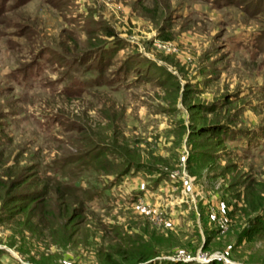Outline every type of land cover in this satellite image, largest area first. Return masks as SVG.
Masks as SVG:
<instances>
[{
	"label": "rangeland",
	"instance_id": "rangeland-1",
	"mask_svg": "<svg viewBox=\"0 0 264 264\" xmlns=\"http://www.w3.org/2000/svg\"><path fill=\"white\" fill-rule=\"evenodd\" d=\"M236 2L219 8L211 0L2 3L0 264H107L105 254L129 264L123 250L132 243L157 255L150 264H264V234L246 238L256 217L242 211L247 186L264 182V148L235 154L212 135L191 131L199 125L191 121L194 106L208 124L264 127V53L254 55L252 47L257 30L264 31V0ZM113 38L126 45L109 72L137 54L126 82H143L64 94L72 76L86 73L70 60ZM44 48L60 60L51 58L36 79L7 78ZM159 74L169 82L159 84ZM56 113L69 118L60 130L47 126ZM89 132L107 149L100 159L79 158ZM119 152L135 155L138 171L119 165ZM198 152L212 162L196 159ZM72 155L61 175L38 169ZM54 179L82 192L55 191ZM92 188L100 193L90 203ZM32 193L62 198L50 209L53 217L42 214L41 204L28 217L10 211L9 202ZM66 205L80 215L63 231Z\"/></svg>",
	"mask_w": 264,
	"mask_h": 264
},
{
	"label": "trees",
	"instance_id": "trees-1",
	"mask_svg": "<svg viewBox=\"0 0 264 264\" xmlns=\"http://www.w3.org/2000/svg\"><path fill=\"white\" fill-rule=\"evenodd\" d=\"M6 0H0V6H2V3H5ZM209 1V0H208ZM213 2V5L217 8L221 6H235L236 0H211ZM107 36H112L109 31L105 32ZM126 45L125 40L121 38H113L109 40H97L90 44V51L86 53L84 56L79 58H72L70 60V63L75 62L77 67L78 65L83 66V70L86 71V73L81 72L78 77L72 76L70 78V82L67 84L65 93L66 95H82L84 91H86L89 88H93L98 85L102 84H117L120 86L125 85H134L136 82H143L139 79L126 82L127 79L134 74L135 68H132V64L134 61H139V56L137 54L130 55L126 59L122 60V63L120 66L116 67L114 70L110 71L108 70L109 66L112 64L113 57L116 52H118L119 49H122ZM248 45V44H247ZM255 50L254 55H261L264 53V31L263 30H257V34L255 36V41L252 46ZM59 54H54L53 51L44 48L39 51L38 55L28 64H25L21 67L14 68L12 72L7 75V78H11V80L14 81H29L33 78L36 79L38 74L41 75L43 72L45 65L50 64V60L52 58L56 60L59 59ZM60 60V59H59ZM53 62V61H52ZM167 75V74H166ZM76 77V78H75ZM162 75L159 74V76L156 78V81L159 82V84H163L164 82H169V77L167 80H163ZM147 81V80H145ZM60 117H63L64 121L61 120ZM48 127L50 129L57 128L58 130L63 128V122L67 123L69 122V118L67 115H63L60 113H56L54 115H50L47 119ZM191 121L199 123L198 129L191 128V131L196 136L201 135H212L214 139H218L222 146L226 148V150H229V152L237 154V150H240V148H248L250 146H260V148H264V127L255 129V130H235L232 129L230 126H224V124L221 123H212L208 124L206 123V118L204 115L201 114L200 110L197 108V106L193 107V110L191 112ZM193 124V123H192ZM95 136L92 132H89L87 134V137L85 138V141H87V147H83V150L81 149L79 153L80 157H83V155H88L91 153H94L92 155V158L97 159L101 155H104V153L107 151V149L104 148V145H101L96 142L97 140H93L92 137ZM95 139V138H94ZM87 148V149H86ZM115 150V149H114ZM116 151V150H115ZM120 154V161L119 165L124 164L125 170H128L129 168H133L132 172L138 171L137 168H135V165L137 163V158L135 155L127 154L124 155L122 152H119ZM201 156L202 160L208 163H211L213 160V157L210 154H201V152H198V154L195 156L196 159H199ZM91 157V156H90ZM76 159L75 156H64L61 158H58L54 160L53 162H50L48 165H38L39 171L41 173H49L52 171V169H58V174L61 175V172L63 169L71 165L73 161ZM100 159V158H99ZM97 161V160H96ZM98 162V161H97ZM104 161L100 162L103 163ZM118 165V166H119ZM143 167V166H139ZM125 170L122 171L121 176L125 173ZM120 176V175H119ZM53 184L52 187L56 188L55 191L64 190L65 192L69 193V195L73 197H77V193H81L82 191L79 189V191H75V186H62L61 182L57 179L52 180ZM264 182H253L250 186H247V190L245 191V194L243 195V208L242 211L248 215L253 216L255 218V222L251 225L250 229L245 232L246 238L249 240H252L254 236L259 234H264ZM2 181L0 180V187L3 186ZM63 188V189H61ZM94 191L91 196H89L90 203L92 201H95L98 198V195L100 193L99 189H91ZM23 195V196H22ZM79 197V196H78ZM62 199V198H61ZM60 198H57L55 195L53 198L48 197V199H42L41 193H32V194H21L20 196L16 197V200L13 203V209L10 211H14L15 214H24L26 217H28V214L31 211H35L40 204L42 206V214L46 217L51 216L53 217V212L55 211V207L60 206L57 205L58 202L61 200ZM8 203V202H7ZM10 209V208H9ZM50 209L52 211H50ZM13 213V212H12ZM47 213V215H46ZM61 215L63 216V221L60 225L61 230L67 231L69 228H71L74 224V221L76 218L80 215V210L75 209L74 207L71 208V206L66 205L65 207L61 206ZM260 222H257V221ZM125 253V254H124ZM123 254L128 260L129 264H150L151 259L155 258L157 255L152 253L150 250H147L143 246H138L136 244L128 245L124 248ZM105 260L107 261V264H117L118 260L112 258L109 254H105Z\"/></svg>",
	"mask_w": 264,
	"mask_h": 264
}]
</instances>
